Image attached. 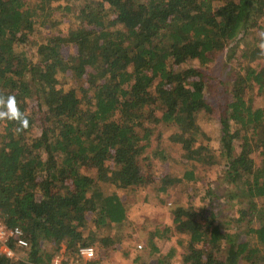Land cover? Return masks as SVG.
Listing matches in <instances>:
<instances>
[{"label":"trees","instance_id":"1","mask_svg":"<svg viewBox=\"0 0 264 264\" xmlns=\"http://www.w3.org/2000/svg\"><path fill=\"white\" fill-rule=\"evenodd\" d=\"M261 34L264 0H0V111L13 96L27 120L0 119V214L29 242L11 264H51L62 245L102 264L98 254L122 240L120 190L149 184L152 157L164 158L158 127L180 144L182 169L155 178L169 221L147 231L144 253L155 264L176 254L180 264H264ZM236 49L229 96L214 107L202 66ZM201 111L217 112V146L201 141ZM196 165L220 166L223 197L237 204L231 223L209 208L214 188L198 184ZM89 244L84 260L77 249Z\"/></svg>","mask_w":264,"mask_h":264},{"label":"rangeland","instance_id":"2","mask_svg":"<svg viewBox=\"0 0 264 264\" xmlns=\"http://www.w3.org/2000/svg\"><path fill=\"white\" fill-rule=\"evenodd\" d=\"M48 29V28H45ZM58 29L54 28L52 32H56ZM240 43V48L244 46L246 41L238 40ZM234 43V42H233ZM232 44V42H231ZM23 45H18V48H22ZM69 49L65 47L63 49L64 54H67ZM239 50L236 49V55L233 59H228L225 51H216L210 53L212 61L207 62L202 66L203 73V91L205 96L212 101L214 107H218L217 101L228 95L229 82L232 80L233 69L236 67L237 54ZM196 62V60H192ZM260 61L264 62V56L260 58ZM254 100L256 103L264 106V91L261 93H256L254 95ZM217 112L212 113L208 116L205 112H200L197 115V122L201 125L203 133L201 135V141L209 146L218 145L219 127L217 122ZM162 129L160 135V142L164 150V158L153 156L149 165L147 166V173H150L154 180L149 184L143 186L142 188L133 191L120 190L121 196L127 203V211L129 218L121 225L122 240L117 241V243L112 244L108 251H112L111 257L118 258V253H121L125 247L131 246L134 242L135 244H143L142 237L145 236L147 231L151 230L155 225L163 224L169 220L168 204L163 205L154 196V187L156 184L155 178L157 176L163 175L164 173H173L176 170L182 169L178 165L179 154L181 152L180 144L175 142H170L167 140L168 129L163 130V127L156 128ZM158 142V141H157ZM153 140L152 144L149 146L148 150L152 147L155 148L156 145H160ZM109 167H113V164H109ZM196 173H200V179L198 184L204 186H212L214 188L211 194L212 200H209V208L214 206L216 209L215 214L218 221L227 222L234 221L236 214L237 204L230 202L228 199L223 197L226 192L224 188H221V184L218 183V175L220 172L219 165L213 166H203L196 165ZM88 174H94V168L88 167L84 169ZM213 207V208H214ZM233 217V220L231 218ZM114 228L111 225H105L99 228L98 232L109 233L112 232ZM163 245L168 246L169 241H164ZM137 245V248L141 249ZM113 247V248H112ZM106 248V249H107ZM105 249V248H104ZM21 251V250H20ZM20 251H18L19 256H21ZM109 255V254H107ZM53 257L60 258L61 262L65 264H81L80 260H72L64 252L63 245L61 246L59 252Z\"/></svg>","mask_w":264,"mask_h":264},{"label":"built area","instance_id":"3","mask_svg":"<svg viewBox=\"0 0 264 264\" xmlns=\"http://www.w3.org/2000/svg\"><path fill=\"white\" fill-rule=\"evenodd\" d=\"M28 239L24 236L22 228L17 225L6 224L3 216L0 214V257L7 258L5 264H11L15 258H19L18 251L28 245ZM140 246V244L138 245ZM77 253L83 258H92L94 256V248L92 245H82L77 249ZM51 264H65L60 258L53 257ZM106 264V263H102Z\"/></svg>","mask_w":264,"mask_h":264},{"label":"crops","instance_id":"4","mask_svg":"<svg viewBox=\"0 0 264 264\" xmlns=\"http://www.w3.org/2000/svg\"><path fill=\"white\" fill-rule=\"evenodd\" d=\"M120 196H121V194H120ZM128 218H129V215H128V211H127L125 222L127 221ZM144 238H145V236L142 237L143 244H140L141 249L137 248L138 244H135V242H134L131 246L125 247L124 250L121 251V253H118V258L111 257L112 251H108L109 248L105 249L103 254L102 253L98 254L101 258V262L106 263V264H155L156 263L155 258L154 257H148L144 253V249H143L144 244H145ZM164 241H169L168 246L162 244ZM158 244L161 247V251L165 252L166 250H168L169 246L173 244V241L165 239V240H161L160 242H158ZM111 245H108L107 247H109ZM139 253L141 254V256L136 257V254H139ZM107 254H109V255H107ZM84 260H87V259L85 258ZM169 261H170V264H173V263L174 264H180V259L178 257V254L172 256L171 259H169Z\"/></svg>","mask_w":264,"mask_h":264},{"label":"clouds","instance_id":"5","mask_svg":"<svg viewBox=\"0 0 264 264\" xmlns=\"http://www.w3.org/2000/svg\"><path fill=\"white\" fill-rule=\"evenodd\" d=\"M264 36V34H261ZM261 48H264V43H262ZM4 100L0 98V105H4ZM6 109L4 111H0V119H12V120H18L22 121L24 127H27V120L23 119L22 113L20 112L19 108L16 106V101L15 97L9 96L7 98V103H6Z\"/></svg>","mask_w":264,"mask_h":264}]
</instances>
